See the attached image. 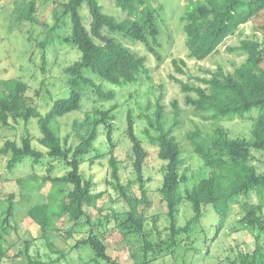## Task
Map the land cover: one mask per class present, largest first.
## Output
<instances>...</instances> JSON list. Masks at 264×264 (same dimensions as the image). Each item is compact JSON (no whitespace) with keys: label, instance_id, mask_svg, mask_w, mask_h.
<instances>
[{"label":"trees","instance_id":"obj_1","mask_svg":"<svg viewBox=\"0 0 264 264\" xmlns=\"http://www.w3.org/2000/svg\"><path fill=\"white\" fill-rule=\"evenodd\" d=\"M40 1L15 0L14 25L18 26L23 20L46 25L45 19L38 18ZM46 1L49 0H44ZM52 2L51 13L54 22L45 39L39 42L43 47L42 66L46 61L45 49L49 48L55 34L62 44L76 48L80 56L64 68L65 74L68 75V96L55 99L45 114L41 113L35 103L38 91L36 96L32 97L29 94L30 86L23 79L0 77V124L9 127L12 121L23 120L28 124L32 119H37L41 133L38 140L44 147L40 149L34 146L29 130L23 134L21 142L5 140L0 146V156L7 157L8 171L11 172L25 159H28L26 163H30L32 168L47 165L46 174L33 172L16 178L19 198L16 192H10L3 199L0 198V264L10 257L4 240L11 230L18 228L15 214L19 207L26 208L27 216L41 227L44 236L52 230H58L53 219L65 214L74 224L91 223L84 207L96 206L104 193L94 191L93 178L82 173L81 165L90 154H94L89 159L91 164H94L97 158L107 155L95 146L100 126L104 127L109 144L108 183L127 204H132L134 199L133 195L129 194L128 185L121 179L120 160L115 153L116 107L94 108L86 112L82 119L73 120L72 128L76 134L71 142H68L69 134L65 138L62 137L58 118L79 110L89 89L100 101L115 99L116 91L105 89L104 82L122 86L136 84L141 75L150 78L151 72L146 65V57L126 46L117 35L144 44L150 53L161 59L158 50L161 28L158 19L164 5L161 0H115L116 7L126 15L125 18L118 19L115 15L105 12L99 0ZM84 7L89 10L88 23L82 13ZM184 7L180 21L185 44L189 57L197 60L210 58L241 25L252 23L257 38H244L238 46L230 48L246 56L244 62L233 70L226 71L222 66L208 69L207 77L194 76L195 83L184 82L172 76L185 95V103L205 120L221 117L246 118L252 109L258 108V114L254 117L252 138L231 137L225 128L217 126L210 138L202 140L201 130L195 128L185 133L184 148L178 139L180 136L174 134L175 128L180 124L181 110L177 102H174V121L166 124V112L160 95L155 118H149L150 128L155 129L157 133L151 135L148 127L145 133L157 148V157L164 162L160 193L167 205L165 215L168 219V236L159 241L151 239L144 210L137 212L131 209L122 216L114 210L111 215L105 217L117 222L124 237L136 235L141 239V255L137 257L133 254L134 264H153L160 255L175 253L181 240H185L183 236L190 238L193 227L200 223L204 214L203 207L212 205L219 215L216 227L218 234L224 227L232 207L244 204V200L256 193L258 202L246 203L245 214L239 219L240 223L256 234V248L252 255H242L241 264L258 261L264 263V173H259L256 165L252 163L254 150L264 152V0H186ZM67 24L68 33L61 34ZM173 65L179 73H185L183 66H186V62L183 59L174 58ZM92 76L100 79L101 83H97ZM126 135L131 143L133 166L140 182L141 198L138 201L148 205L150 200L145 188L144 171L149 151L136 134L135 120L131 112L127 115ZM186 144L193 155L200 157L202 166L207 171L201 173L182 194L181 184L193 179L188 175L190 168L182 169L185 162L182 154L184 150H189ZM54 161L64 167L63 174L54 173ZM40 180L42 184H52L47 200L39 195L42 187ZM184 201L190 203L193 214L184 225L179 226L177 216ZM157 220L158 217L155 216L154 222L157 223ZM152 228L158 229L156 226ZM188 244L190 243L186 242V245ZM82 245L92 248L97 261L121 264L108 254L107 245L100 232L94 228H91L86 237L76 242L77 247ZM59 252L60 257L53 262L31 257L28 240L22 250L28 258L26 264H56L64 256L61 250Z\"/></svg>","mask_w":264,"mask_h":264},{"label":"rangeland","instance_id":"obj_2","mask_svg":"<svg viewBox=\"0 0 264 264\" xmlns=\"http://www.w3.org/2000/svg\"><path fill=\"white\" fill-rule=\"evenodd\" d=\"M15 0H0V77H18L23 79L30 86L29 94L32 97L38 96L35 103L38 105L42 114H45L57 98L68 96V75L64 68L77 60L80 52L69 45L62 44L59 37L55 34L53 42L48 49H45L46 61L43 65V47L39 42L47 36V32L54 22L51 8L52 0L40 1L38 18L45 19L47 24H33L23 20L18 26L13 23ZM63 1V0H60ZM103 5V10L115 15L118 19L126 17L125 13L116 7L115 0H99ZM164 9L160 12L158 19L161 33L159 36L160 46L158 48L161 59L150 53L146 46L139 42H134L120 35L117 37L130 49L144 55L147 59L146 65L151 74L150 78L141 75L136 84L112 85L104 82L105 89H114L116 91L115 99L111 101H100L88 90L83 97L81 108L58 118L60 122V131L62 137L68 134V142H71L76 134L72 128V122L75 119H82L86 112L94 108L109 109L116 107L114 113V140L116 144L115 153L120 160L121 179L129 187V194L133 195L132 204H127L121 198L113 187L108 183L110 180V166L108 159L110 155L109 144L106 139L105 129L99 128V136L95 142L98 150L105 152V157L90 163L88 155L86 161L81 165V171L86 177H92L94 181V191L103 192L104 196L94 207H84L86 213L91 218V223L79 222L74 224L65 214L60 218H54L53 221L58 230H52L44 236L41 227L29 216L26 208L19 207L15 214L18 223L17 230H11L5 237L4 246L8 249L10 257L5 259L2 264H26L27 256L22 253L24 244L29 241V255L42 261H55L60 257L61 250L64 256L56 264H109L104 260H95L93 250L88 245L76 246V242L86 237L94 228L100 232L107 252L121 264H134V256L141 255V239L136 235L124 237L122 231L117 226L115 220H107L106 217L116 211L119 215H124L128 210H135L144 213L148 219L147 229L151 231V239L159 241L168 236V219L165 213L167 205L162 200L160 187L163 182L162 166L164 164L157 157V148L151 143L145 129L149 126V118H155L157 109V100L162 95L161 103L166 112V124L174 121V102H177L181 113L179 115L180 124L175 128L174 134L180 136V143L184 146L185 133L188 130L199 128L202 132V140L210 138L214 134L217 126L226 129L231 137L252 138V128L254 117L258 114V108L252 109L246 118L234 117L232 119L221 117L216 120H205L196 114L194 109L185 103V95L182 93L180 85L172 79V76L178 77L184 82L195 83L194 76L207 77L208 69H216L222 66L226 71L233 70L245 60V54L238 50H230L231 47L239 45L240 41L248 37H256L252 23L241 25L235 34L228 37L210 58L206 60H197L189 57V51L185 44V38L182 31V22L180 16L184 13L186 0H161ZM86 23L90 20L89 10L82 9ZM68 22V21H67ZM69 24L61 34L69 31ZM33 39L30 41V39ZM257 38V37H256ZM183 59L186 66H183L185 73H179L174 65L173 59ZM97 83L101 80L92 76ZM197 83V81H196ZM131 112L135 120V131L137 136L143 141V144L149 151L147 165L144 171L145 188L147 190L150 203L144 205L139 203L141 198L140 182L138 181L133 162L134 155L131 143L126 135L127 115ZM31 123L25 124L23 120L11 122L9 127H3L0 124V146L7 139L21 142V138L26 130L33 136V144L37 148H44L39 142L41 133L37 119H32ZM168 126H166V129ZM157 131L150 128V134L155 135ZM186 142V141H185ZM184 150V168H190L188 175L192 176L189 182L181 184V192L191 187L196 178L201 173H206L202 161L198 155H193L190 151ZM252 163L256 165L259 173H264V152L254 150ZM28 159L18 164L11 172L8 171L7 157L0 156V198L3 199L6 194L16 192L19 198V185L16 178L36 172L43 175L47 173V165L43 167L32 168ZM56 168L55 174L61 175L65 169L57 161H54ZM40 183L42 184L41 180ZM52 187L50 182H43L39 190L42 199L47 200V195ZM245 197V196H244ZM111 199H113L111 201ZM256 193H252L249 199L244 200V204H236L226 220L224 227L216 234V227L219 222V215L212 205L203 207L204 214L200 223L193 227L191 236H183L185 240L179 244L175 253L160 255L153 261V264H241L242 255H252L256 248V234L249 228L239 222L245 214L244 205L246 203L258 202ZM3 201V200H2ZM193 210L189 202L184 201L180 205V213L177 216L179 226H182L192 216ZM106 216V217H105ZM158 217L157 223L154 217ZM153 226L158 227L152 228ZM207 239V240H205ZM193 240V241H192ZM186 242L190 243L186 245ZM51 244V245H50ZM143 244V243H142ZM264 245V244H263ZM264 254V249H262ZM250 264H264L261 261Z\"/></svg>","mask_w":264,"mask_h":264}]
</instances>
